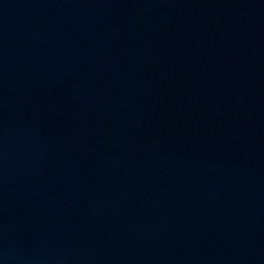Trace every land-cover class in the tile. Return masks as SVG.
Segmentation results:
<instances>
[{"label":"water","instance_id":"95a60500","mask_svg":"<svg viewBox=\"0 0 264 264\" xmlns=\"http://www.w3.org/2000/svg\"><path fill=\"white\" fill-rule=\"evenodd\" d=\"M0 264H264V0H0Z\"/></svg>","mask_w":264,"mask_h":264}]
</instances>
